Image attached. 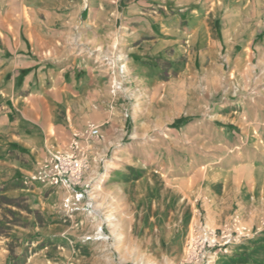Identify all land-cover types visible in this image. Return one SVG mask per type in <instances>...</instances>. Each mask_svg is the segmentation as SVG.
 Wrapping results in <instances>:
<instances>
[{"label": "crops", "instance_id": "1", "mask_svg": "<svg viewBox=\"0 0 264 264\" xmlns=\"http://www.w3.org/2000/svg\"><path fill=\"white\" fill-rule=\"evenodd\" d=\"M115 53L127 82L132 69L142 83L177 81L196 62L213 73L229 64L241 81L239 96L211 102L207 116L223 136L245 137L250 155L173 182L137 180L129 188L154 191L148 212L173 214V237L196 214L214 228L233 212L264 218V0H0V264H57L60 247L85 246L71 225L83 211L61 208L65 188L29 177L88 125L108 130ZM96 177L90 169L84 183Z\"/></svg>", "mask_w": 264, "mask_h": 264}, {"label": "rangeland", "instance_id": "2", "mask_svg": "<svg viewBox=\"0 0 264 264\" xmlns=\"http://www.w3.org/2000/svg\"><path fill=\"white\" fill-rule=\"evenodd\" d=\"M116 57L117 53L109 62L114 73L113 82H109L114 112L104 126L106 132L97 125L101 137L92 143L96 157L92 160L89 154V169L77 186L85 191L76 210L83 212L71 221L73 227L81 226L85 246L60 247L57 264H264V218L257 224L233 212L214 228L203 214H196L185 229L175 225V236L179 234L180 239L175 248L173 214L149 213L154 191L134 185L129 188L154 176L173 182V176L250 155L245 137L231 130L223 136L207 116L211 102L223 95L231 100L239 96L235 82L240 79L229 64L213 73L201 70L196 62L194 73L186 78L174 81L172 77L159 86L156 82L143 85L133 69L130 80L125 81L127 75ZM207 74L220 76V82L225 83L207 86ZM243 90L250 92L251 88ZM218 136L225 139V145H219ZM90 169L97 182L86 184L84 176ZM122 175L126 184L118 185ZM63 199L61 208L70 216L74 211L65 210Z\"/></svg>", "mask_w": 264, "mask_h": 264}, {"label": "built area", "instance_id": "3", "mask_svg": "<svg viewBox=\"0 0 264 264\" xmlns=\"http://www.w3.org/2000/svg\"><path fill=\"white\" fill-rule=\"evenodd\" d=\"M101 137L97 125L90 124L80 134H74L66 148L49 153L40 163L37 171L29 177L52 186H62L67 195L63 207L67 212L78 210L85 191L77 188L84 173L89 169V152L93 142Z\"/></svg>", "mask_w": 264, "mask_h": 264}]
</instances>
